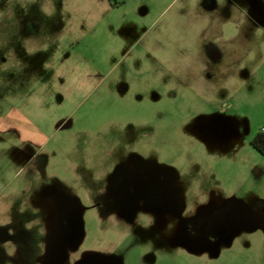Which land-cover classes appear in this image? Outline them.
I'll return each mask as SVG.
<instances>
[{
	"label": "rangeland",
	"instance_id": "obj_1",
	"mask_svg": "<svg viewBox=\"0 0 264 264\" xmlns=\"http://www.w3.org/2000/svg\"><path fill=\"white\" fill-rule=\"evenodd\" d=\"M13 109L0 264H264V0H0ZM206 207L231 234L179 241Z\"/></svg>",
	"mask_w": 264,
	"mask_h": 264
},
{
	"label": "flooded vegetation",
	"instance_id": "obj_2",
	"mask_svg": "<svg viewBox=\"0 0 264 264\" xmlns=\"http://www.w3.org/2000/svg\"><path fill=\"white\" fill-rule=\"evenodd\" d=\"M208 56L214 60H218L221 57L219 52L214 48L208 52ZM256 134L264 135V126L259 127L250 138L249 143L252 148H254V146L251 140ZM224 211L227 212L225 209ZM238 213H241V211H238ZM239 215L241 216V214ZM181 218L182 220L184 219V224L180 231L183 238L179 237V241H190V243H200L211 247L218 246L226 236L231 234L232 229L230 225H235L229 222L217 209L208 211L207 207L194 215H189L188 213Z\"/></svg>",
	"mask_w": 264,
	"mask_h": 264
},
{
	"label": "crops",
	"instance_id": "obj_3",
	"mask_svg": "<svg viewBox=\"0 0 264 264\" xmlns=\"http://www.w3.org/2000/svg\"><path fill=\"white\" fill-rule=\"evenodd\" d=\"M6 131L16 132L22 141L34 142L38 129L17 109H13L6 115L0 113V132Z\"/></svg>",
	"mask_w": 264,
	"mask_h": 264
},
{
	"label": "trees",
	"instance_id": "obj_4",
	"mask_svg": "<svg viewBox=\"0 0 264 264\" xmlns=\"http://www.w3.org/2000/svg\"><path fill=\"white\" fill-rule=\"evenodd\" d=\"M251 143L259 153L264 154V135L256 134L252 138Z\"/></svg>",
	"mask_w": 264,
	"mask_h": 264
}]
</instances>
